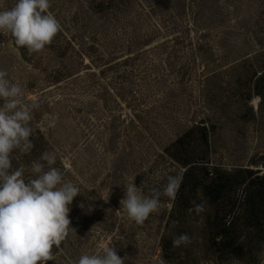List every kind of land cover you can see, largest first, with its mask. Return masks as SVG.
<instances>
[{
  "label": "rangeland",
  "instance_id": "374dc122",
  "mask_svg": "<svg viewBox=\"0 0 264 264\" xmlns=\"http://www.w3.org/2000/svg\"><path fill=\"white\" fill-rule=\"evenodd\" d=\"M16 2L0 0V11ZM50 5L62 31L41 52L21 51L0 32V70L23 88L30 126L45 138L39 155L13 150V169L31 176L33 161L55 153L54 167L79 188L68 217L75 232L47 264L104 246L125 264H160L165 239L178 232L201 264H264V203L253 182L264 175V0ZM197 126L207 128L208 149L199 153L190 135L180 144L189 154L174 152L171 143ZM169 175L182 176L175 199L161 195L143 224L130 219L124 187L162 191ZM193 201L205 211L190 213ZM222 225L250 238V254L207 253Z\"/></svg>",
  "mask_w": 264,
  "mask_h": 264
},
{
  "label": "clouds",
  "instance_id": "9594fccd",
  "mask_svg": "<svg viewBox=\"0 0 264 264\" xmlns=\"http://www.w3.org/2000/svg\"><path fill=\"white\" fill-rule=\"evenodd\" d=\"M50 6V0H17L9 10L0 11V32L10 33L18 48L41 52L62 31ZM7 77L8 73L0 70V264H47L56 259L53 249L62 251V242L69 232H75L68 217L79 188L54 167L55 153L46 152L33 161L28 170L31 176L26 177L23 166L13 169V150L28 153L34 147L30 140L33 117L23 103V88ZM181 183L182 176L169 175L162 191L153 188L144 194L143 188L129 182L120 205L130 219L143 224L159 210L161 195L174 200ZM192 203L190 213L205 211L204 202ZM188 243L186 233L173 239L174 247ZM70 264H125V257L120 258L115 247L104 246L102 254L84 252Z\"/></svg>",
  "mask_w": 264,
  "mask_h": 264
},
{
  "label": "trees",
  "instance_id": "16d2710c",
  "mask_svg": "<svg viewBox=\"0 0 264 264\" xmlns=\"http://www.w3.org/2000/svg\"><path fill=\"white\" fill-rule=\"evenodd\" d=\"M21 51H24L23 48H19ZM32 125V121L30 122ZM197 136L200 139L199 153H204L208 149V131L204 126L195 127L188 129L182 135H180L176 140L171 143L174 152L189 154V151L186 147H181L186 139L190 136ZM44 134L38 129H33V135L30 137L34 147L31 149L33 155H39L44 147ZM253 182H258L257 186V198L258 203H264V175L254 180ZM222 186V185H221ZM219 190H213V192H218ZM248 201H253L252 197L248 198ZM252 205L254 203L252 202ZM257 207V206H255ZM255 207H252V213H254ZM255 215V214H254ZM257 217V215H255ZM253 219V220H251ZM250 220L255 222L256 219L251 218ZM184 234V233H181ZM174 235L170 239H165L163 244V257L166 259L167 264H201V260L192 252L190 244L181 245L180 247L173 246V239L179 235ZM241 237H235L230 229L229 225H222L215 234L212 236L209 235L207 238V253L215 254V256H232L236 259H243L246 254H250V238L247 241H240ZM170 261V262H169Z\"/></svg>",
  "mask_w": 264,
  "mask_h": 264
}]
</instances>
